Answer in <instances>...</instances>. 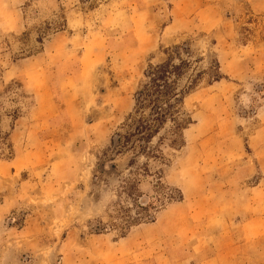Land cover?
Masks as SVG:
<instances>
[{
	"label": "rangeland",
	"instance_id": "obj_1",
	"mask_svg": "<svg viewBox=\"0 0 264 264\" xmlns=\"http://www.w3.org/2000/svg\"><path fill=\"white\" fill-rule=\"evenodd\" d=\"M176 46L203 75L185 146L149 164L182 200L148 213L156 176L128 195L144 160L108 150ZM12 82L33 103L0 159V264H264V0H0V93Z\"/></svg>",
	"mask_w": 264,
	"mask_h": 264
},
{
	"label": "trees",
	"instance_id": "obj_2",
	"mask_svg": "<svg viewBox=\"0 0 264 264\" xmlns=\"http://www.w3.org/2000/svg\"><path fill=\"white\" fill-rule=\"evenodd\" d=\"M60 28V27H59ZM26 36V35H24ZM41 44V39L37 38ZM164 59L156 64L149 63L144 72L145 81L137 89L134 95V107L131 114L125 120L120 132L115 133L110 141L109 157L131 154L129 165L133 167L137 160L144 162L136 168L131 178L123 182L122 189L128 195L137 194V185L142 181L156 176L151 182L152 191L157 198L150 204L136 205L143 212H158L167 204L182 200L179 190L169 188L161 183L163 171L152 173L149 164L151 162L168 163L165 159L164 149L175 151L185 146L183 133L191 124V120L183 112L185 98L191 94L201 83L198 73L193 77L189 75L191 64L182 55H187L185 46H176L172 50L163 52ZM32 55L29 53L27 56ZM206 84L212 85L222 79L219 67L213 62L206 72ZM33 100L23 87L12 82L0 93V159L11 160L14 158V149L10 141L11 132L15 123L22 118L32 106ZM138 200L143 197L137 195ZM147 222H153L151 215H145ZM127 228V226L125 227ZM123 233L121 237H125Z\"/></svg>",
	"mask_w": 264,
	"mask_h": 264
},
{
	"label": "crops",
	"instance_id": "obj_3",
	"mask_svg": "<svg viewBox=\"0 0 264 264\" xmlns=\"http://www.w3.org/2000/svg\"><path fill=\"white\" fill-rule=\"evenodd\" d=\"M148 227V225H144V226H140L139 229ZM128 237V236H127ZM127 237H123L121 240L126 239ZM222 260H219V256L218 255H214L212 257H203L201 260V263L199 264H225L221 262ZM230 264H232V259L230 260ZM236 264V263H234Z\"/></svg>",
	"mask_w": 264,
	"mask_h": 264
}]
</instances>
